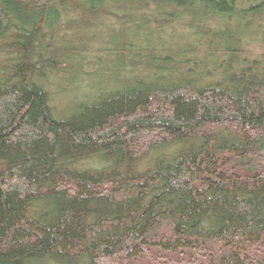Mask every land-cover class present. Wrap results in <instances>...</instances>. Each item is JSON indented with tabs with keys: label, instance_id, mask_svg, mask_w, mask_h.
Instances as JSON below:
<instances>
[{
	"label": "trees",
	"instance_id": "16d2710c",
	"mask_svg": "<svg viewBox=\"0 0 264 264\" xmlns=\"http://www.w3.org/2000/svg\"><path fill=\"white\" fill-rule=\"evenodd\" d=\"M0 264H264V0H0Z\"/></svg>",
	"mask_w": 264,
	"mask_h": 264
}]
</instances>
